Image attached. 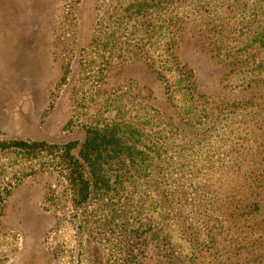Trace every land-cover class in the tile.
I'll use <instances>...</instances> for the list:
<instances>
[{"label":"rangeland","instance_id":"obj_1","mask_svg":"<svg viewBox=\"0 0 264 264\" xmlns=\"http://www.w3.org/2000/svg\"><path fill=\"white\" fill-rule=\"evenodd\" d=\"M261 37L264 0H0V264H264V116L230 108ZM112 127L139 171L78 204L69 157Z\"/></svg>","mask_w":264,"mask_h":264},{"label":"trees","instance_id":"obj_2","mask_svg":"<svg viewBox=\"0 0 264 264\" xmlns=\"http://www.w3.org/2000/svg\"><path fill=\"white\" fill-rule=\"evenodd\" d=\"M220 29L221 36L219 38L209 36L207 39L209 41L207 49L210 52L222 50L227 47H223L225 44L223 39L225 38L222 35V27H218V30H216L219 31ZM255 43L259 44L260 47L258 49L252 48ZM250 49L251 51H249ZM250 49L245 48L248 51L246 53H244V50L240 51L243 55L236 59L232 65L237 69L235 74H244L255 61H260L258 59H261V51L263 53L264 50V37L256 38L255 42L250 46ZM261 64L258 63V65ZM259 68L261 69V67ZM183 75H186L184 80H182L185 81V78H188L189 74L184 70ZM241 93L242 95H239L238 99L233 101L230 108L234 110H250L255 113H261L264 116V73L250 80L241 89ZM127 141V138H125V141L123 140L119 130L115 127L103 130L102 134L99 131H89L78 153L76 155L73 154L71 158L69 157L71 159V165H69L71 175H76L75 179L69 183L70 185L74 183L73 187H75L76 182H78L77 189L75 190V199L78 204H86L89 198L93 197L95 193L102 194L110 191L112 189V177L115 185L112 190L116 192L118 190L117 179L120 178V171L123 170L120 168L121 166L125 165V177L129 176V180L135 178L133 175H137L139 171L136 167L137 162L142 160L141 157L144 153L142 154L141 151L137 150L134 145L127 143ZM13 146L20 149L27 147L21 142H17ZM85 164L89 167H85ZM252 181L256 183L257 180ZM257 182L261 184L264 182V179ZM247 183L250 189H246L245 191V189H239L242 183L237 184L234 182L235 186L232 188V191L235 193L236 188L237 190H243L241 194L243 198L241 199L242 201L235 198V203L232 206L233 211L229 212L231 221H228L230 222H235L238 217H243L253 207L255 201L252 195L247 194V192L253 190L254 186L248 181Z\"/></svg>","mask_w":264,"mask_h":264}]
</instances>
